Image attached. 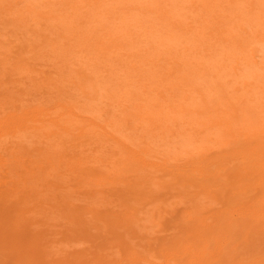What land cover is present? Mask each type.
I'll return each instance as SVG.
<instances>
[{
  "label": "rangeland",
  "instance_id": "rangeland-1",
  "mask_svg": "<svg viewBox=\"0 0 264 264\" xmlns=\"http://www.w3.org/2000/svg\"><path fill=\"white\" fill-rule=\"evenodd\" d=\"M9 1H11V6H9ZM46 1L48 0H40V3H42L38 4L39 0L37 1L38 3L35 0L37 10L33 11L35 7V4H33L35 3L34 0H22L18 4H16L17 0H0V264H264V211L258 208L254 209L253 207L254 204L262 202L264 208V130H262L264 128V115H262L264 112L261 111V109L264 111V107H261L264 106V97H262L261 93H258L260 90L256 89V87L253 89L256 91L251 90L252 93L248 94L247 92L250 88L246 87L241 90L242 94L240 92V95L239 93L236 95V97L241 96L238 100H242L244 97L243 100L246 107H241V109L239 107L240 110L237 113L241 114V116L237 120L242 125H236V128L241 129L243 126V130L246 126L243 132H247L248 129V132L249 130L251 132L253 130L256 133L252 132L250 134L252 137L249 136V138L246 135H241L242 137L238 136L239 138H237L229 134L225 137L226 139L222 136L223 131L226 130L224 126L219 128V130L217 127H213L204 137L196 133L193 134L194 138H192V133L187 132L188 137L187 134H183L184 137L178 135V137L171 138L168 133L166 135L169 139L165 138L166 135L165 137H161L160 134V138H158L159 132L157 131H155L157 133L152 132L153 130L149 132L148 128H146L148 129L147 131H144L145 129L141 131L143 129L140 128L141 126L145 125L146 127L148 125L145 121L140 126L135 121L140 129L137 125L132 127L135 125L133 120V125L130 126L128 122L130 117L127 116L126 120L124 118L128 112L130 113L129 110L132 104L130 106L128 104V108L126 107L127 112L125 111L126 114H124L125 112L122 110V112L119 111V108H124L121 102L116 103L115 106L110 104L113 102L115 104L116 101L118 102L121 99L116 100L112 97L113 95L108 96L106 93L108 90L109 92L114 90V97H124L125 99H122L125 101H127L126 99L131 100L133 96L137 98L138 93L142 94L139 92L142 86L137 90V94H132L129 97L128 93L125 94L126 88L121 89L122 85L120 84H131L132 82V85H135L134 81H130L134 77L135 79L137 77V79L145 81L146 77L144 75L150 69L148 74L150 72L152 74H146V76L151 77L155 74V78H160V80H157L158 82L156 81L155 84L152 81L153 85H151L152 82L149 80L154 78L147 77L146 81L148 84L150 82V84L146 85V91L150 95L148 97V94L145 96L144 93L142 98L145 97L147 101L150 99L151 102L149 104L155 100L158 102V99L161 97L160 95L158 97V93L162 89L170 87V89H173H167L169 92L171 91V94L176 92L175 90H177V96L179 94L180 96L181 94H187L189 98L188 102L192 103L193 101L194 106L198 102L199 94L193 91V87L191 89L186 86H180L181 83L176 78L181 79V75L185 74L184 72L187 73V71L194 67L195 63H199V65L207 68L205 70L200 69L197 75H191V78L195 81L192 80V82L200 86L206 100L214 105L221 93L215 89L213 90L215 79L213 80L211 75L216 71V63L221 65L225 62L222 67L225 65L226 67L221 68L218 80L224 81V86L228 85L224 83L226 80H229V82H226L229 83V87H225V91L234 96V88L236 86H240L243 82L249 83L253 78L256 81L258 79L261 80L260 78L262 77L264 78V75H262L264 74V70L259 68V63L257 62V60L260 61L264 56V38L261 37L264 31H257L260 28L258 26L261 24L264 28V10H259L263 0H254V10H250V6L247 5L251 0H236L232 7H237V10L234 11V8L231 7L227 9L228 13L231 11L230 16L233 14L241 16L242 19L238 20L237 23L247 29V32L241 31L242 37H245L246 40L245 45H247L243 57L244 60H247L246 64L248 66L244 70L234 69L236 63L232 62L233 60L222 61L223 54L221 53L227 47V54L229 55V51L232 49L227 41L219 43L215 41V38L208 39L203 44L210 48L207 51L202 50L205 49V47L202 48L203 45L199 47L192 45L194 35L202 36L204 40L207 38L212 27L206 28L203 31L201 30V33H197V30L200 29L197 28L198 25L195 23V20L198 18L197 15L199 13L197 14V12L192 10L193 8H191L189 0H176L172 2L174 5L170 2L171 0H167V3L171 6L170 10L173 7L172 13L175 12L174 16L181 20V27L171 32L172 35L181 37L179 41H169L167 34V38L164 35L161 38L162 35L160 33L163 32H161L160 22L156 20V17L155 19L151 18L154 17V14H151L150 17V13L141 15L138 11H135V9L139 10L140 5L151 4L152 0H134V2L133 0H117L114 4L104 0L106 2L96 10H93L94 7L87 4L89 0H79V8L73 10L77 13L76 16H78L74 17L75 21L72 15L71 22L73 20V24L74 22L81 24L76 25L80 27V32L86 27L84 35L89 34V31L94 28L87 37L89 41H92L91 38L100 40L97 43L94 39L96 42H93L97 43V45L106 44L107 46L102 45V47H109L111 49L109 50L111 53L109 52L108 56L100 54V52L104 53L108 48H104L106 49L105 51L103 48V50H100L99 45L97 48L100 52L94 49L95 44L94 46L92 44L89 46L88 42H86L88 43L86 44L88 47L81 48V42L83 47L85 38L86 41L88 39L85 36H81L85 37L84 42L82 40L81 42L78 41V45L80 46L77 45L76 47V35L80 36L79 31L77 32V27L75 29V25L71 24L74 27L72 29L70 23L67 25L64 22L59 23L71 11L70 8L66 11V8H64L66 6L63 3L60 4L61 1L59 0L58 3L64 8V11H61L60 5L56 8L52 4L53 1H50L48 5ZM226 1L218 0L216 2L221 7L218 8L217 6L218 12L223 11L222 9L227 6ZM44 2L46 3L45 7L43 6ZM30 5L33 6L31 7ZM81 5L82 7H80ZM126 5H131V9L135 6L131 13L133 16L128 13L131 11L130 9H127V11L129 10L128 12L126 11L125 8L130 7ZM42 6L43 11L44 9L51 10V14L55 12L53 15H57L59 13L57 10L59 9L61 17L58 15L60 17L57 19L59 20L58 25H61L60 28H64H62L63 31L67 27H71L72 30H70L72 32L75 29L76 32L72 34V36L75 35L74 41L70 40L71 34L69 37L66 36L70 33L69 29H67L69 31L65 30L63 32L64 34L68 32L65 35L66 37L60 36L61 29L56 24L57 22L55 23L50 20L51 23L38 17L37 13L41 11ZM51 6H53V9ZM169 6L166 5L165 7L169 9ZM30 8L32 9L31 11ZM106 9H112L116 12L114 17L118 15L120 19L108 21L103 14V10ZM122 9H125V11H122ZM227 12L226 14H228ZM220 13L222 14V12ZM128 14L133 19L135 18V20L130 17L127 20ZM110 15L111 13L106 16ZM118 16L117 18H119ZM256 21H258V25L251 27V24ZM153 23H156V26ZM55 25H57L60 31L57 28V32H55ZM123 25L125 26L124 28ZM81 27H84L83 30ZM222 27L227 28L226 26ZM51 30L55 33H52ZM129 30L131 31L129 32ZM108 32L111 34V38L114 35L127 37L125 34L131 37L130 33H132V36H134V33L135 36L138 34L141 36L138 35L139 41H137L136 37L137 44L133 40L134 44L130 43L131 47L125 51L126 48L124 50L121 48L122 43H119L120 46H118L120 36L118 38L114 36L116 38L113 39L114 42H112V39H107L108 41L112 40V45L117 44L115 48L114 46L112 48L111 45L108 46L109 42L107 44V40H103L107 37L110 38ZM105 33H107V36ZM55 34L57 37L64 38H57L58 40L60 39L58 44H63L64 40H66V43L71 41L70 45L74 42L75 45L72 44L73 47L71 46L70 50L73 49L75 52L80 48L76 52L77 55L76 53L73 54V51L70 54H68L69 52L67 53L65 49L69 47L65 48V42L63 46L61 44L59 47L62 48L60 50L65 51V53L62 52L61 54L68 56H63L59 52L56 54L59 50H57L58 44H56L57 46L54 45L56 43L55 40H57L55 39ZM49 36L50 41L54 39V41H51L52 43L46 38H49ZM51 36L55 37L52 38ZM81 37L78 38L80 39ZM148 38L152 42L151 44ZM128 39L131 41L132 37L127 39L122 38L121 40L129 44V42H126ZM184 40H186L185 43H183ZM102 41L105 42L102 43ZM46 42H50L49 44L53 45L47 47L45 46ZM160 43L162 46L159 47ZM189 44L193 47L191 48ZM212 44L213 46H211ZM258 45L262 47V53H259L262 56L252 58V47ZM148 46L150 49L152 47L155 49L151 51ZM168 46L173 49H169ZM186 46L190 48L186 50ZM137 48H140L142 52L145 49H149L150 52L146 50L148 53L144 52L145 54H143ZM212 48H217V52L212 50ZM86 49L88 56L87 53H83V50L85 51ZM128 49L130 56L132 51L133 53L134 51L138 53H136L138 58L142 54L143 56L145 55L142 58V62L144 64L147 63L146 67L141 60L137 64L136 61H139V59H135L137 55L134 54L136 57L132 55L135 57L136 61L134 60V62H136L137 68L141 64V70L144 67L147 68L150 65L148 63L154 60L151 62V67L145 69L147 70L145 73L142 71L138 73L140 77L137 74L135 75L134 71L128 72L125 68L123 69L125 74L128 75L127 73H129L127 78L124 71L122 72V68H118L120 71L117 69L121 65V63L118 66L115 64V62L117 63L120 60L117 59L118 57L123 59V62H120L126 64L127 67L129 66L130 62L129 64L128 62L125 63L128 58L132 59V56L131 58L129 57ZM156 49L158 50L157 53L155 52ZM168 50L176 51L175 57L169 55ZM93 51L97 55H93L94 60L91 57ZM120 51L124 52V54L128 52V57L126 56L127 54L118 53ZM81 52L83 55H79ZM219 53L220 56L218 58ZM152 54H158L159 57H163L164 59L159 60V57L154 59ZM99 55L106 58L113 56L112 59H115V61L114 63L111 59H109V62L108 60L104 61L101 57H98ZM65 57L68 61L67 59L65 60L70 63V69L73 70V68L79 66L78 71L77 69L71 70L76 73H72L70 69L65 68L68 67L66 65H69L67 62H63L62 59ZM95 57L98 58L96 59ZM146 57L148 58L147 62L143 60ZM165 57H170V59L166 60L167 58ZM98 59H100L99 61L102 60L106 66L100 65ZM149 59L150 61H148ZM215 59L220 62H217ZM58 60L62 61L57 63L56 61ZM134 62L131 64L134 65ZM95 63H97V68L99 65L101 66L100 69L95 68L98 71L94 69ZM108 65L113 66L110 67L111 70L114 67L115 69L108 72ZM126 65H121V67H125ZM177 65L178 67L180 65V67L178 68ZM171 66H173L172 70L175 66L177 67L174 74L171 77L169 76V79H172L173 85H171V81H167V83L166 78L162 76L164 72L170 73ZM130 67L133 66L130 65ZM66 69L70 72L66 71ZM104 69L106 71H103ZM79 70L83 72L81 73ZM132 70L135 69L132 68L130 71ZM136 70L139 72L140 68ZM111 72L114 78H127V81L124 79L127 83H120L122 79L120 81L118 79V81L111 80V77L106 76ZM67 73H71L70 76ZM83 73L86 76L80 77ZM130 73H133L131 75L132 78H130ZM156 73L161 75L157 77ZM65 75L67 76L63 77ZM113 75L111 76L113 77ZM84 77L85 79L88 77L89 81L85 80ZM161 78L163 83L161 82ZM105 79H107L108 84L110 83L109 87L108 85L106 86ZM96 80L100 83H97ZM102 81H105V85ZM144 81L139 83L144 84ZM91 82L96 84L94 90L91 88ZM132 85L130 87H133ZM96 86L98 87V91ZM103 86H106L105 90L109 89L105 91ZM111 86L115 89L110 91ZM130 87H128L129 89L126 92L131 90ZM137 87L139 86L137 85ZM245 90L247 92H244ZM155 92L158 93L155 94ZM166 92L162 91L163 95L169 96L170 94ZM105 93L106 96L104 95ZM94 94L96 95L94 96ZM116 94H121V97L119 95L116 97ZM247 95L248 97L251 95L249 98H252V100L256 96L259 99H254V104L249 101L250 99H248ZM107 96L113 98L114 101L111 99L110 102ZM151 96L155 97L151 99ZM93 97L94 99L92 100ZM179 97H161L159 102L162 103L159 105H163V101L166 98H170V100L176 98L175 100H177ZM130 100L129 103H133ZM135 100L137 99L133 98L134 103ZM257 100H263V104L261 102L258 103ZM144 101L143 103H146ZM248 101L249 103H247ZM137 102L139 101L137 100ZM120 103L121 107L118 106ZM76 104L79 106L78 108ZM164 105H166V102ZM69 106H76L73 112L77 116L69 113V110L72 109ZM249 106H255V108L253 107V109ZM110 107L111 109L113 107V109L111 110ZM247 107L249 110H253L254 113L251 112L249 113L251 115H248L246 113ZM244 109L246 111H243ZM232 110L230 109L227 115L231 114ZM256 111L260 112V114ZM256 115L260 116L259 119L263 120H259ZM81 116L83 118L89 117L98 126L84 127L85 123L83 124V121H80L82 119ZM120 118L123 120L120 121L121 123L119 122ZM246 118L250 119L248 125H246ZM240 119L242 120L240 121ZM253 119L257 123H254ZM106 120L108 122L111 120L110 122L113 123V126H110V128L107 126L104 129L109 130L112 128L114 132L112 130L109 131L112 134L114 133V136L119 137L120 140L124 139L123 144L126 143V146L128 144L127 147L129 149H124L122 147L124 145L117 144L115 139L107 135L105 136L102 125L106 124ZM181 120L183 118H180ZM198 120H200L199 116ZM115 123H119L117 128ZM62 125L68 127L70 132H62L60 129ZM186 127L191 126L180 124L177 127L178 129L174 130L178 134L179 131H183ZM137 128L138 130H136ZM258 131L260 132L259 134L257 133ZM42 132H46V135L43 133V136H41ZM146 132L154 133L152 135L149 134L151 136L154 135V137H150L149 135L146 137V134H148ZM48 134L53 135L50 136L51 138H48ZM134 134H138L139 137L137 135L134 136ZM130 138L133 140L130 141ZM218 138L219 141H217ZM127 140L129 142H125ZM52 143L56 146L52 145ZM204 144L207 146L210 144V148L209 146L205 147ZM146 145L154 152H161V159L151 157L149 153L143 154L142 148H145ZM49 147L55 149V152L53 151L54 155H57L56 153L59 152L60 156L53 157L51 153L50 155L48 153L49 151L51 152ZM201 147L207 149L202 148V150ZM48 149L49 151L46 152ZM199 149L203 153L198 152ZM251 150L256 151L255 156L251 155ZM186 151L188 153L193 152L192 157L190 155L189 157L185 156L188 154ZM162 152L165 153L163 154ZM194 152L201 155L198 156ZM165 154L166 156H171V154L172 156L174 154L178 156H173L175 160H169L170 157H168L166 163L164 162L163 164L161 155ZM180 154H183L185 157L183 155L179 157ZM249 157L254 159L251 160ZM246 160L249 164H246ZM149 161H156L159 165L151 167L147 165ZM173 164L175 165L172 166ZM57 165L58 167L55 168L54 166ZM247 167H249V170L252 168V171L246 173L245 169ZM240 172H245L247 175L241 176ZM257 176H261L263 180H258ZM258 182H262V185H258ZM248 207L250 210L247 209ZM257 215H263V217L257 218Z\"/></svg>",
  "mask_w": 264,
  "mask_h": 264
},
{
  "label": "bare ground",
  "instance_id": "bare-ground-1",
  "mask_svg": "<svg viewBox=\"0 0 264 264\" xmlns=\"http://www.w3.org/2000/svg\"><path fill=\"white\" fill-rule=\"evenodd\" d=\"M27 1V0H26ZM32 1V0H31ZM38 0H36V2H37ZM42 1V0H41ZM50 1H53V5L57 8V6L58 5H60V4H62L63 3V5L64 6H66V7H64V8H66V11L67 10H69V8H70V12L65 16V17H63V20L61 19V21H59V20H57L58 18H60L61 17V15H59V13H60V11H59V9L57 10L59 13L57 14V15H53L55 12H53V14H51L50 12H51V10L49 11V10H46V9H44V11H43V6L44 5H46V3L44 2V4H43V6H42V9H41V11L40 10H38V11H40L39 13H37V15H38V17H40V18H42V19H44V20H47V21H50V20H52V22L54 21L57 25L60 23V22H64V23H66V25L67 24H69L70 23V25L72 24V25H75L74 27H75V29H76V27H77V32L79 31V26H76V25H79L80 23H78V24H76L75 22H74V24H73V20H75L76 21V19H74V17H77L76 16V14L77 13H75L73 10H75L76 8H79V4H78V2H79V0H60L61 2H60V4L58 3V1L59 0H48V1H46V2H48L47 3V5L50 3ZM117 0H107V2H112L113 4L116 2ZM129 1V0H128ZM132 1V0H131ZM174 1H176V0H171L170 2L172 3V2H174ZM190 1V6H191V8H193L192 10H194V12H197V14L199 13V15H197V17L198 18H196V20H195V23H197V25H198V29H200V30H197V33H201V30L203 31L204 29H206V28H209V27H212L211 29H210V32H209V34L207 35V38H205L204 40L202 39V36H197V35H194V37H193V39H192V45H195V46H202L205 42H206V40H208V39H214L215 38V41L216 42H219V43H223V42H225V41H227V43H228V45L230 46V48L232 47V49L229 51V55L227 54V47H226V49L223 51V53H221V54H223L222 55V61L224 60H233L232 62H235L236 64L234 65V69L236 68L237 70L239 69V70H244L245 69V67H247L248 65L246 64V62H247V60H244V57H243V54H244V52L246 51L245 50V47H247V45H245V42H246V40H245V37H242V35H241V31H246L247 32V29L246 28H244L241 24H238L237 23V21L238 20H241L242 18H241V16H238L237 14H233L232 16H230L231 14V11L228 13L227 12V9H229L230 7L231 8H234V11H236L237 10V7H232L234 4H235V1L236 0H225L226 2H227V6H225L222 10L223 11H220V12H222V14L220 13V12H218V8L220 7V6H218L217 5V1L218 0H189ZM249 1V0H248ZM22 2V0H17V2H16V4H18V3H21ZM34 2H35V0H34ZM36 2L35 3H33V4H35V7H34V9H33V11L36 9V7H37V4H36ZM58 4H57V3ZM104 2H106V1H104V0H89V2L87 3V4H89L90 6H93L94 7V9L93 10H96V9H98L99 7H101L103 4H104ZM133 2H134V0H133ZM169 2V1H168ZM38 3V2H37ZM42 3V2H41ZM40 3V0H39V3L38 4H41ZM57 4V5H55V4ZM120 3V2H119ZM257 3V2H256ZM13 4V3H12ZM25 4H27V2H25ZM144 4V3H143ZM51 5V4H50ZM166 5H170L169 3H167V0H152V2H151V4H146L145 6H142V5H140V8H139V10L137 9H135V11H138L139 12V14H141V15H147V13L149 14L150 13V17H151V14H154V17H151L152 19H155V17L157 18L156 20L157 21H159L160 23V28H162L161 30V32H163V33H160L161 35V38H163V35H164V37L165 38H167V35H168V40L170 41V40H176V41H179L180 40V36H177V35H172L171 34V32H173L174 30H176V29H179L180 27H181V20L178 18V17H175L174 15H175V12H173L172 13V9H173V7H172V9L170 10V8H171V6H169V9H168V7L166 8L165 6ZM172 5H174L173 3H172ZM220 5V4H219ZM247 5H249L250 6V10H254L255 9V2H254V0H251V1H249L248 2V4ZM9 6H11V1H9ZM31 6V5H30ZM33 6V5H32ZM31 6V7H32ZM126 6H130L129 8H125L126 9V11H127V9H130L131 11L130 12H128V13H132L133 11V9L135 8V6H134V8H133V6H132V8L133 9H131V5H126ZM217 6H218V8H217ZM45 7V6H44ZM48 7H50V6H48ZM55 7H54V10H55ZM60 7L62 8V5H60ZM80 7H82V5L80 6ZM51 8L53 9V6H51ZM50 8V9H51ZM64 8H62L61 9V11L64 9ZM120 8H122V7H120ZM144 9V10H140V9ZM221 8V7H220ZM259 8V7H258ZM10 9V8H9ZM40 9V8H39ZM125 9L123 10L122 9V11H125ZM32 9L30 8V11H31ZM37 10V9H36ZM53 10V11H54ZM259 10H264V0H263V2H262V6L259 8ZM27 11H29V10H27ZM64 11V10H63ZM158 11V12H157ZM159 11H160V13H159ZM25 12V11H24ZM36 12V11H35ZM158 13V15H156L157 13ZM203 12H205V13H203ZM226 12L228 13V14H226ZM249 12H251V11H249ZM99 13H100V11H99ZM102 13V12H101ZM109 13H111V15L110 16H106V15H109ZM124 13V12H123ZM61 14V13H60ZM75 14V15H74ZM103 14H104V16H105V18H107L108 19V21H111L112 19H115V20H117V19H120V16H118L119 18H117V16H115L114 17V14H116V12H114L112 9H106V10H103ZM125 14H127V13H125ZM130 14H128L127 16V20H128V18L130 17V18H132L131 16H129ZM58 15L60 16V17H58ZM72 15H73V20H72V22H71V20L70 19H72L71 17H72ZM132 16H133V14H131ZM156 15V16H155ZM248 15V14H247ZM126 16V15H125ZM200 16V17H199ZM208 17V16H211L210 18H206V17ZM255 18H257L256 16H254ZM121 18H124V17H121ZM126 18V17H125ZM129 18V19H130ZM201 18V19H200ZM233 18H235V20H233ZM237 18V19H236ZM17 19V18H16ZM39 19V18H38ZM133 19V18H132ZM18 20H19V18H18ZM55 20H57V21H55ZM78 20V19H77ZM121 20H123V19H121ZM125 20V19H124ZM133 20H135V18L133 19ZM58 21H59V23H58ZM82 21V20H81ZM84 21V20H83ZM113 21V20H112ZM51 22V21H50ZM51 22V23H52ZM79 22V21H78ZM191 22V21H190ZM54 23V24H55ZM84 23V22H83ZM157 23V22H156ZM156 23H153V25L155 24V26H156ZM61 24V23H60ZM159 24H158V26H159ZM162 24V25H161ZM210 24V25H209ZM51 25V24H50ZM57 25H55L54 26V28H56L55 29V32H57ZM71 25V26H72ZM81 25V24H80ZM102 26H103V24H101ZM258 25V21H256V22H254V23H252L251 24V27H256ZM262 25V24H261ZM258 26V27H260L259 29H257V31L258 32H260V31H264V28L262 27V26ZM59 26V25H58ZM61 26V25H60ZM60 26H59V28H60ZM65 26V25H64ZM105 26V25H104ZM222 26H226L227 28H223ZM50 27V26H49ZM67 27V26H66ZM73 26H72V29L74 28ZM101 27V26H100ZM121 27H122V25H121ZM121 27H119V28H121ZM125 26L123 25V28H124ZM220 27V28H219ZM29 28V27H28ZM53 28V27H52ZM54 28H53V30H54ZM58 28V30L60 31V29H61V34H60V32L58 31V33L60 34V36L62 35V36H64V37H66V36H70V34H71V39L70 40H73L74 41V36H72V34H74V32H76L75 31V29L73 30V32L71 31L72 29H71V27L70 28H65V30H67V29H71L70 30V33H68V32H66V34L68 33L69 35H66V34H64L63 32L65 31H63V29L62 28H60L59 29ZM82 28V27H81ZM84 28V27H83ZM83 28H82V30H83ZM90 28V27H89ZM89 28H88V31H89ZM91 28H92V26H91ZM90 28V29H91ZM105 28H106V26H105ZM104 28V29H105ZM107 28H109V27H107ZM151 28H152V26H151ZM157 28V27H156ZM27 29V28H26ZM25 29V30H26ZM50 29H51V27H50ZM85 29H87L86 27L84 28V30L83 31H79L78 33H80L79 35L80 36H78V34L76 35L77 37H76V39H75V44H74V42L73 43H71V45L67 42L66 43V40H64V42L66 43V45H65V48L66 47H69L68 49L66 48L65 50L67 51V53L68 54H70V53H72V51H73V49L72 50H70L71 48V46L73 47V45L72 44H74L76 47H77V45L79 44V42L78 41H80L81 42V40L83 41L84 40V38L85 37H87L91 32L90 31H92V29H94V28H92L90 31H89V34H87V35H84L85 34ZM101 29V28H100ZM111 29V28H110ZM69 30H67V31H69ZM102 30V29H101ZM121 30H122V28H121ZM157 30V29H156ZM52 31V30H51ZM108 31H109V29H108ZM131 30H129V32H130ZM158 32H160L159 30H157ZM54 31H52V33H53ZM54 32V33H55ZM72 32V33H71ZM109 32H111L112 33V31H109ZM108 32V33H109ZM155 32V31H154ZM184 32H188V31H184ZM57 33V34H58ZM83 35H82V34ZM87 33V32H86ZM127 33V32H126ZM107 33H105V35H106ZM167 34V35H166ZM185 34V33H184ZM66 35V36H65ZM111 34L109 33V36H110ZM113 35V34H112ZM124 35V34H123ZM138 35H140V34H138ZM138 35H136L135 36V33H134V36H132V33H130V36L132 37V40L130 41V39H128L126 42H129V44L127 43H125V42H122V38H131V37H128L129 35L127 34H125V36H127V37H124V36H116V35H114V36H116L117 38L119 37L120 38V40H119V42H118V46H120L119 45V43L121 44L122 43V46H121V48L124 50V48H126V50L125 51H127V48H129V47H131V44L133 43V40H134V42H135V44H137L136 43V40L138 39ZM37 36V35H36ZM47 36V35H46ZM55 36H56V38L55 39H57V38H59L60 36H58L57 37V35L55 34ZM55 36H51L52 38H54ZM81 36H85L84 38L83 37H81ZM107 36V35H106ZM113 36V38H111L112 36H110V38L109 37H107L106 39L104 38L103 40H109V39H114L115 37ZM141 36V35H140ZM139 36V37H140ZM39 37V36H38ZM67 37V38H68ZM78 37H81V38H83V39H79ZM135 39H134V38ZM136 37H137V39H136ZM170 37H171V39H170ZM172 37H175V38H172ZM261 37L262 38H264V34H262L261 35ZM37 38V37H36ZM44 38V37H43ZM47 39H48V41H50V36H49V38L48 37H46ZM45 38V40H47ZM61 39H64V38H62V37H60ZM88 38V37H87ZM160 38V37H159ZM160 38V39H161ZM186 38V37H185ZM188 39H189V37H187ZM79 39V40H78ZM92 39V41L90 40L89 41V38L87 39V41H86V38H85V44L83 45V47H82V42H81V48H85V46H87L88 47V45H86V44H88L89 43V46H90V44H92L93 46H94V44H95V47H94V49H96V50H98V52H100L99 51V49L97 48V46L99 45H97V43H98V41H100V40H97V39H95V38H91ZM97 41V43H94L93 41H95V40ZM116 39V38H115ZM188 39H186V40H188ZM44 40V41H45ZM68 40V39H67ZM106 41V43L107 42H109V44H108V46H110L111 45V47L113 48V46H114V48L117 46V44H114V45H112L113 43H111V41L112 40H110V41ZM140 39H138L137 41H139ZM147 40V39H146ZM148 40H149V43L151 44L152 42L150 41V39L148 38ZM186 40H184V42L183 43H185V41ZM51 41H54V39L52 40L51 39ZM50 41V42H51ZM59 41H60V39L58 40H55V44L54 45H56V44H58L59 43ZM69 41V40H68ZM95 41V42H96ZM105 41H102V43L103 42H105ZM50 42H46L45 43V46H49L50 44ZM63 42V44H65ZM84 42V41H83ZM86 42H88V43H86ZM93 42V43H92ZM112 42H114V40L112 41ZM145 42H147V41H145ZM189 42H191V41H189ZM43 43V42H42ZM52 43V42H51ZM54 43V42H53ZM100 44H101V42H99ZM124 43H125V45H124ZM131 43V44H130ZM173 43H174V41H173ZM177 43V42H176ZM187 43V42H186ZM46 44H48V45H46ZM62 44V43H61ZM61 44H58V47H57V50H59V51H57V53L56 54H58V52H59V54H61L62 52L63 53H65V51H62V50H60V49H62V48H60L59 46L61 45ZM63 44L61 45V46H63ZM69 44V45H68ZM105 44V43H104ZM134 44V43H133ZM147 44H148V42H147ZM191 44V43H190ZM189 44V45H190ZM51 45H53V44H51ZM50 45V46H51ZM80 45H78V46H80ZM91 45V46H92ZM103 45V44H102ZM102 45L100 46V50H103L104 48H108L107 50L106 49H104V53L103 52H100V54H103L104 56H108V53L110 52L111 53V51H109V50H111V49H109V47H102ZM106 45V44H105ZM105 45H103V46H105ZM188 45V46H189ZM227 45V46H228ZM57 46V45H56ZM55 46V47H56ZM98 46V47H99ZM107 46V45H106ZM124 46V47H123ZM125 46H127V47H125ZM133 46V45H132ZM160 46H162V44L160 43L159 44V47ZM188 46H186L187 48H186V50L187 49H189L190 47H188ZM191 46V45H190ZM211 46H213V44L211 45ZM54 47V49H56ZM110 47V48H111ZM149 47V46H148ZM152 47V46H151ZM165 47H166V44H165ZM193 46H191V48H192ZM205 47V49H202L203 51H207V50H209L210 48H208L207 46H204L203 45V47L202 48H204ZM59 48V49H58ZM103 48V49H102ZM120 48V49H121ZM168 48H169V46H168ZM80 49V48H79ZM79 49H77V51H73L74 53L73 54H75L76 52H78V50ZM88 49V48H87ZM87 49L84 51L83 50V53H87L86 51H87ZM121 49V50H122ZM149 49H150V47H149ZM149 49H145L144 50V52H146V53H148L147 51H149L150 52V50L152 51V49H155V48H151L150 50ZM169 49H173V48H169ZM183 49H184V46H183ZM261 49H262V47H260L259 45L258 46H253L252 47V58H254V57H256V56H260L261 54H259L260 52H261ZM63 50H64V48H63ZM71 52H70V51ZM95 50V51H96ZM137 50L138 51H140V53L142 52L141 50H140V48H137ZM147 50V51H146ZM157 50V49H156ZM155 50V52L157 53L158 52V50L156 51ZM212 50H215V52H217V48L215 49V48H212ZM61 51V52H60ZM82 51V50H81ZM108 51V52H107ZM169 51V50H168ZM128 52H129V49H128ZM128 52H126L125 54H127L126 56L128 57ZM144 52H142L143 54H145ZM176 52V51H175ZM173 50H170L169 52H168V54L169 55H172V56H174V54H176ZM83 53L81 52V53H79V55L81 54V55H83ZM93 53V54H92ZM91 53V57H93V60H94V51ZM97 53V52H96ZM118 53H123V55H125L124 54V52H122V51H120V52H118ZM137 52L136 51H134V53H133V51L131 52V56L132 55H137L136 54ZM262 53V52H261ZM106 54V55H105ZM143 54L141 55V56H139L140 58H138V55H137V57L135 58V57H133L132 56V59H129L128 58V60L127 61H125V63H127L128 62V64H129V62H130V64H129V66L127 67V65L126 64H124V63H122L123 62V59L122 58H120V57H118L117 59H120L119 61L116 59V61H118L117 63L115 62V64H117V66H118V64H120L121 63V65L123 66V65H126L125 67H121V65H120V67H117V69L119 68H122V72L124 71L123 69H125L126 68V70H128V72H133V73H135V75L137 74V76L138 77H140V74H138V73H141V71L142 72H144L145 73V71H147V70H145V69H147V68H149V67H151L150 65H151V62L152 61H154V60H152V61H150V59L148 60V61H150V63H148V64H150L147 68H145L146 67V64H144L143 62H142V58L145 56H143ZM61 55H63V56H66V55H64V54H61ZM76 55H77V53H76ZM75 55V56H76ZM96 55V54H95ZM122 55V54H121ZM122 55V56H123ZM155 55V54H154ZM153 54H152V56H153V58L155 59V58H158L159 57V55L157 54V55H155L154 56ZM162 55V54H161ZM216 55H217V53H216ZM215 55V56H216ZM264 55V54H263ZM57 56V55H56ZM68 56V55H67ZM66 56V57H67ZM84 56H86V55H84ZM87 56H88V53H87ZM86 56V57H87ZM97 56V55H96ZM126 56H124V57H126ZM131 56H130V52H129V57L131 58ZM213 56H214V54H213ZM219 56H220V53H219V55H218V58H219ZM224 56V57H223ZM262 56V55H261ZM260 56V57H261ZM59 57V56H58ZM62 57V56H61ZM64 58V59H62V58H59V59H62L63 60V62H67L68 61V59L67 58ZM98 57H101V59H103L104 61H107L108 60V62L110 61L109 59H111V60H113L112 62L114 63V61H115V59H112V57L111 58H106V57H103V56H98ZM97 57V58H98ZM103 57V58H102ZM127 57L125 58V59H127ZM171 57V56H170ZM170 57H165V58H167L166 60H168V59H170ZM175 57V56H174ZM174 57H172V58H174ZM96 58V57H95ZM96 58V59H97ZM104 58H106V59H104ZM139 59V61L137 60H135V59ZM210 58V57H209ZM216 58V57H215ZM221 58V57H220ZM65 59H67V61L65 60ZM92 59V58H91ZM122 59V60H121ZM147 57L146 58H144L143 60H146V62H147ZM159 60L160 59H164L163 57L161 58V57H159L158 58ZM157 59V60H158ZM259 60H260V58H258ZM62 60H60V61H62ZM65 60V61H64ZM70 60V59H69ZM100 59H98V61H99ZM134 60L137 62V64H139V62H140V60H141V62L145 65V67L143 66V64H142V66L144 67V68H142V70H141V64L140 65H138V68H137V64H136V62H134ZM165 60V61H166ZM216 60V59H215ZM215 60H213L214 62H215ZM220 60V59H219ZM59 60L58 61H56L57 63L58 62H60ZM97 61V60H96ZM120 61H122V62H120ZM132 61V62H131ZM217 61V60H216ZM221 61V62H222ZM103 61L101 60V61H99L98 63L100 64V65H103L104 67L106 66V64L104 65V62L102 63ZM134 62V65L133 64H131V63H133ZM183 62H184V60H183ZM182 62V63H183ZM217 62H220V61H217ZM229 62V61H228ZM231 62V63H232ZM257 62L259 63V68L260 69H262V70H264V56L261 58V60L260 61H258L257 60ZM62 63V62H61ZM68 63V62H67ZM74 63V62H73ZM72 63V64H73ZM106 63V62H105ZM166 63V62H165ZM168 63V62H167ZM223 63H225V62H223ZM223 63L220 65L219 63H216V67H215V72L211 75V77L213 78V80H214V88H213V90L215 89V90H217L218 92H220L219 94H220V96H219V98L218 99H216V101H215V103H214V105L212 104V103H210L208 100H206V97H204L205 95H203V93H202V90H201V88H200V86L198 85V84H196V83H194L195 81L191 78V75H197V72L200 70V69H203V70H205V68H207V67H203V65H199V63H195V65H194V67H192L191 68V70H189V71H187V73L186 72H184L185 74H183V76L181 75V79H178V78H176L177 80H179L178 82L179 83H181V85L180 86H182V87H184V86H186V87H189V88H191L192 89V87H193V91H195L197 94H199V97H198V102H197V104L196 105H194L193 106V101H192V103H189L188 102V96H187V94H181V96H180V94H179V96H177L178 94H177V90H175L176 92H174V93H172L171 94V91L169 92V90L167 89V88H169L170 89V87H166L165 89H162L159 93L158 92H155V94H157L158 93V97H169V96H171V97H179L177 100H175L176 98H174V100H173V98L170 100V98H166L165 99V101H163L164 103L166 102V105H164V103H163V105H159V104H161L160 102H159V99L161 98H157L158 99V102L155 100V101H152V103H150L149 104V102H151L150 101V99H148L149 101H147V100H145V97L144 98H142V95L145 93V96H146V94H148L147 96L149 97V93H147V89H146V85H149L150 84V82H149V84L147 83V77H149V78H154V79H156V80H154V79H150L149 81H153L154 82V84L156 83V81L158 80H160V78H155L156 77V75L154 74V76H146V74L147 75H151L152 73L150 72L149 74H148V72H149V70L145 73V77H146V79H145V81L143 80V79H141V80H143L144 81V84L143 83H139V82H143V81H141L140 79H137V77H136V79H135V77L134 78H132V74L130 73V78H132V79H130V81H134L135 82V85L133 84L132 85V82H131V84L129 83V84H120V83H127L126 81V79L128 78V75H129V73H127L128 75H126L125 74V71H124V74L127 76V78H124V79H122V75H123V73H122V75L120 76V75H118V76H120L121 78H114V75H113V73L111 72L110 74L111 75H113V77L110 75H106V76H108L111 80H113V81H120V79H122V81H120V85H122V87H121V89L122 88H126L125 89V94L126 93H128L129 94V97H131V95L133 94H137V90L138 89H140V87H141V89H140V91L139 92H141L142 94L140 95L139 93L137 94V98H135V96H133L132 97V99L130 100V99H126L127 101H125V100H123L122 98H124V97H122V98H118L117 96L119 95V94H116V97L117 98H115L114 97V94H113V91L114 90H112V89H115L116 88V86H115V88H113L112 86L110 87V91L112 92V94H110L111 92H109V88L108 89H104L107 85H108V87H109V85H110V83L108 84L107 82V79H105V81H106V86L104 87L103 86V89L105 90V91H107L108 90V92H106L107 93V95L109 96H111V95H113L112 97L114 98V99H116V100H118V99H121L120 101L118 100V102L116 101L115 102V104H113V103H110V104H112V106H115L116 105V103H119V102H121L122 103V105L124 106V108H119V111L120 112H125L126 110H127V106H128V104H129V106H130V104H132L131 106H130V113L128 112L127 114H126V112L124 113V114H126V117L122 114V116H124L125 118V120L127 119V116H129L130 118H129V120H128V122L130 123V126H132L133 125V121L135 122H137L138 124H139V126L142 124V122L143 121H145L146 122V124H148V125H146V127H145V125L144 126H141L140 128H143V129H141V131H143L144 129V131H147L148 129V131L150 132L151 130H153L152 132H154V133H157V132H159L158 133V138H160L159 137V134L161 135V137L162 136H164L165 137V135L167 134L168 135V133H169V136L171 137V138H175V137H178V135H182V137H184L183 136V134H187V137H188V133H192V135H191V137L192 138H194V135L193 134H200V135H202L203 137L204 136H206L208 133V131H210L213 127H217L218 128V130H219V128H221V127H223L224 126V129L226 128V130L225 131H223V133H222V136L225 138V137H227V135H231L232 137H237V138H239L238 136H240V137H242L241 135H246L248 138H249V136H250V134H252V132L255 134L256 132H254L253 130H252V132L249 130V132H248V129H247V132H243V130L244 129H246V126L244 127V129L242 130V128H243V126H242V128L241 129H238V128H236V125L238 126V125H242V123H238V118H240V116H241V114H238L237 112H238V110H240L241 109V107L242 108H244L245 107V101L243 100V98H242V100L240 99V100H238L239 99V97H241V96H237L236 97V95H238L237 93H239V95H240V92H241V90H243V89H245L246 87H248V88H250L249 90H248V92H247V90H245L244 92H247L248 94H250V93H252L251 92V90L252 91H256V90H253V89H255L256 87V89H259L260 91L258 92V93H261V95H262V97H264V78L262 77V78H260L261 80H259L258 78V80L256 81V80H253V79H255V78H253L252 80L251 79H249V80H251V82H243V83H241V85L240 86H236V88H234L235 89V94H234V96H231L230 94H228V92H226L225 91V87H227L228 85H229V83H226V82H229V80H226L225 81V85H227V86H224L223 85V82L222 81H220V80H218V75H219V72L221 71V68H224V67H226V65L224 66V67H222V65H223ZM63 64H65V63H63ZM62 64V65H63ZM69 65H66V66H68V67H65V65H64V67L65 68H68V69H70V63H68ZM97 63H95V67H94V69L95 68H97V65H96ZM215 64V63H214ZM227 64V63H226ZM74 65V64H73ZM99 65V67L97 68V69H100V66ZM130 65L131 66H133V67H130ZM154 65V64H153ZM181 65V64H180ZM180 65H179V67H180ZM103 66H102V68H103ZM109 67V69L107 68V70H108V72L109 71H113L114 69H115V67L111 70V68L110 67H113V66H111V65H108ZM183 66H184V64H183ZM229 66V65H228ZM227 66V67H228ZM61 67V66H60ZM79 67V66H78ZM78 67L77 68H73V70H75V69H77V71H78ZM130 67V68H129ZM135 67V68H134ZM172 67L173 66H171V71H172V73H171V71H170V73H168V72H164V73H162L163 75L162 76H164V78H166V82L168 81V82H170V83H172L171 85H173V82H172V79H169L170 77H171V75H173L174 74V72L177 70V67H178V65H177V67L175 66L174 68H173V70H172ZM178 67V68H179ZM199 67V68H198ZM213 67V66H212ZM129 68V69H128ZM135 69V70H132V71H130L131 69ZM140 68V70H139V72H138V70H136V69H139ZM80 69V68H79ZM97 69H95V71L97 70ZM118 69V70H119ZM65 70V69H64ZM72 69H70V71H71ZM72 70V71H73ZM66 71H69V70H67L66 69ZM69 71V72H70ZM71 71V72H72ZM81 73L83 72V71H81V70H79ZM98 71V70H97ZM103 71H106L105 69L103 70ZM120 71V70H119ZM136 71V72H135ZM186 71V70H185ZM256 71V70H255ZM254 71V72H255ZM75 72V71H74ZM74 72H72V73H74ZM162 72V71H161ZM76 73V72H75ZM80 73V74H81ZM158 73H160V72H158ZM158 73H156L157 74V77H158V75H161V74H158ZM249 73H251V72H249ZM71 74V73H70ZM70 74L69 73H67V75L68 76H70ZM108 74V73H107ZM116 74V73H115ZM143 74V73H142ZM142 74H141V76H142ZM211 74V73H210ZM209 74V75H210ZM221 74V73H220ZM67 75H65V76H63V77H66ZM117 75V74H116ZM125 75H123V76H125ZM251 75V74H250ZM255 75V74H254ZM258 75V74H257ZM260 75V74H259ZM262 75H264V74H262ZM79 76V75H78ZM81 76H86V74H82V75H80V77ZM162 76H160V77H162ZM170 76V77H169ZM220 76V75H219ZM224 76V75H223ZM252 77H253V75H251ZM261 76V75H260ZM259 76V77H260ZM88 77H91V76H88ZM88 77L85 79V77H84V79L85 80H88L89 81V79H88ZM115 77H117V76H115ZM257 77V76H256ZM93 78V77H92ZM167 78H168V80H167ZM210 78V77H209ZM220 78V77H219ZM66 79V78H65ZM118 79V80H117ZM135 79V80H134ZM138 80V81H137ZM164 80V79H163ZM192 80L194 81V82H192ZM209 80V79H208ZM207 80V81H208ZM248 80V81H249ZM97 81V83H100L98 80H96ZM105 81L103 82L102 81V83H104V85H105ZM125 81V82H124ZM157 81V82H158ZM197 81V80H196ZM240 81H241V79H240ZM239 81V82H240ZM245 81H247V80H245ZM254 81H256V82H254ZM146 82V83H145ZM153 82L151 83V85H153ZM161 82L163 83V81H162V78H161ZM165 82V81H164ZM166 82H165V84H166ZM167 82V83H168ZM177 82V83H178ZM191 82H192V84H191ZM209 82H211V81H209ZM136 83H138L137 85L139 86V87H137V85H136ZM213 83V82H212ZM234 83V82H233ZM159 84H161V83H159ZM205 84H208V83H205ZM242 84H243V86H242ZM90 85H91V88L94 90L95 89V85L96 84H94V82L92 83H90ZM133 86V87H130V86ZM164 85V84H163ZM210 85V84H209ZM161 86H162V84H161ZM166 86V85H165ZM164 86V87H165ZM242 86V87H241ZM128 87H130L131 88V90L129 91L128 90V92H126L127 91V89H129ZM202 87V86H201ZM211 87H212V85H211ZM210 87V88H211ZM229 87V86H228ZM162 88V87H161ZM203 88V87H202ZM209 88V87H208ZM96 89H97V91H98V87L96 86ZM99 89H100V87H99ZM155 89L157 90V88L155 87ZM159 89V88H158ZM173 89V88H172ZM172 89H170V90H172ZM174 89H175V86H174ZM205 89V88H204ZM228 89V88H227ZM234 89H233V91H234ZM118 90V89H117ZM155 90V91H156ZM160 90V89H159ZM168 90V92H166ZM97 91H95L96 93H97ZM119 91V90H118ZM151 91V90H150ZM153 91H154V89H153ZM162 91L165 93H169L170 95L169 96H165L166 94H164L163 95V93H162ZM174 91V90H173ZM172 91V92H173ZM208 91V90H207ZM211 91H212V88H211ZM229 91V90H228ZM236 91H238V92H236ZM94 92V91H93ZM124 92V91H123ZM230 92V91H229ZM106 93L104 94L105 96H106ZM119 93V92H118ZM162 93V94H161ZM204 93H205V91H204ZM234 93V92H233ZM232 93V94H233ZM122 94V93H121ZM121 94L119 95L120 97H121ZM128 94H127V96H128ZM152 94V93H151ZM155 94H152V95H155ZM174 94V95H173ZM213 94V93H212ZM241 94H242V92H241ZM256 94V93H255ZM96 94H94V96H95ZM160 95V96H159ZM261 95H259V96H261ZM107 96V97H108ZM123 96V95H122ZM144 96V95H143ZM156 96V95H155ZM154 96V97H155ZM206 96H208V94H206ZM251 96V95H250ZM249 96V97H250ZM97 97V96H96ZM125 97H126V95H125ZM154 97H152L151 96V99H153ZM212 97V96H211ZM247 97H248V95H247ZM248 97V99H250ZM103 98V97H102ZM105 98V97H104ZM109 99L108 100H110V102H111V99H113V98H111V97H108ZM133 98L134 99H137L139 102H137L136 103V101L137 100H135V103H134V101H133ZM231 98H233V99H235L234 101H233V99L231 100ZM237 98V99H236ZM256 98H258L257 96H256ZM256 98H254V99H256ZM94 99V97L92 98V100ZM97 99V98H96ZM114 99H113V101H114ZM125 99V98H124ZM145 101H144V100ZM209 99V98H208ZM213 99V98H212ZM254 99L252 100V98L249 100L250 102H253L254 101ZM259 99V98H258ZM263 99V98H262ZM125 101V103H123V101ZM129 100L130 101H132L133 103H134V105H133V103H129ZM144 102H146V103H143V101ZM162 100V99H161ZM164 100V99H163ZM173 100V101H172ZM209 100H211V99H209ZM215 100V99H214ZM245 100H246V98H245ZM252 100V101H251ZM141 101H142V103H141ZM249 101L247 102V103H249ZM258 101V100H257ZM109 102V101H108ZM126 102H127V104H126ZM147 102H148V104H147ZM217 102V103H216ZM220 102V103H219ZM262 103L263 102V100H261V101H258V103ZM121 103L118 105L119 107H121ZM254 104H255V102H253ZM257 103V102H256ZM257 103V104H258ZM125 104H126V106H125ZM254 104H251V105H254ZM263 104V103H262ZM73 105V104H72ZM77 105V104H76ZM261 105V104H260ZM260 105H258L259 107H260ZM109 106V105H108ZM107 106V107H108ZM117 106V107H118ZM122 106V107H123ZM248 106V105H247ZM70 108H72V109H70L69 110V113L71 114V115H73V116H77L74 112H73V109L74 108H76V106H69ZM79 106L77 105V108H78ZM127 107V108H126ZM239 107H240V109H239ZM249 107H251V106H249ZM254 108H255V106H253ZM253 107H251V108H253ZM261 107H264V106H261ZM101 108V107H100ZM246 108V107H245ZM253 108V109H254ZM256 108H257V106H256ZM107 109V108H106ZM110 109H111V107H110ZM110 109H108V110H110ZM112 109H113V107H112ZM111 109V110H112ZM230 109H233L232 111L234 112H232L231 114H228L227 115V113H228V111L230 110ZM110 110V111H111ZM122 110V111H121ZM260 110V109H259ZM259 110H257V111H259ZM106 111V110H105ZM235 111H236V113H235ZM243 111H246V109H244ZM256 111V112H257ZM261 111L262 112H264L262 109H261ZM119 112V113H120ZM242 112V111H241ZM251 112H253V110L251 111V109L249 110L248 109V107H247V111H246V113L248 114V115H251V114H249V113H251ZM256 112H255V114H256ZM110 113V112H109ZM254 113V112H253ZM257 113H259L260 114V112H257ZM255 114H254V116H255ZM253 115V114H252ZM262 115H264V114H262ZM192 116H194L193 118H192ZM198 116H199V118H200V120H198ZM244 116V115H243ZM242 116V117H243ZM257 117H258V115H256ZM260 117V116H259ZM259 117H258V119H259ZM262 117V116H261ZM81 118L82 119H80V121L82 120L83 121V126L84 127H90V126H98V124H95L94 122H92L91 120H90V118L89 117H82L81 116ZM122 119H123V117H121ZM120 118V120H119V122L120 121H123L122 119ZM180 118H183V120H181L180 121ZM109 119V118H108ZM107 119V120H108ZM130 119H131V121H130ZM247 119V118H246ZM250 119H252L251 117H250ZM250 119H247V124L246 125H248V121L250 120ZM67 120V119H66ZM106 120V121H107ZM133 120V121H132ZM242 119H240V121H241ZM244 120V119H243ZM254 120V119H253ZM253 120H251V121H253ZM259 120H263V119H259ZM104 122H105V120H103ZM111 120H109V122L107 121L106 122V124L104 125H102V128L104 129L105 127L107 128V126H108V128H110V126L112 127L113 125V123L112 122H110ZM251 121H250V123H251ZM258 121V120H257ZM114 122V121H113ZM125 123H128V122H126V121H124ZM123 122V124H125ZM136 122L134 123L135 125H133L132 127H134V126H136L137 124H136ZM245 122V121H244ZM243 122V123H244ZM256 121L254 120V123H255ZM260 122V121H259ZM121 123V122H120ZM132 123V124H131ZM253 123V124H254ZM257 123V122H256ZM262 123V122H261ZM264 123V122H263ZM116 124V123H115ZM119 124V123H118ZM118 124H116L115 126H116V128H117V125ZM180 124H186V126H191V127H186L185 129H183V131L181 130V131H179V133L178 134H176V130H174V129H178L177 127H178V125L180 126ZM191 124H193V125H191ZM259 124V123H258ZM143 125V124H142ZM251 125V124H250ZM262 125V124H261ZM139 126L137 125V127L139 128ZM252 126V125H251ZM255 126V125H254ZM131 127V128H132ZM145 127V128H144ZM239 127H241V126H239ZM258 127V126H257ZM263 127V126H262ZM115 128V129H116ZM138 128L136 129V130H138ZM139 128V129H140ZM146 128H148V129H146ZM249 128V127H248ZM252 128V127H251ZM250 128V129H251ZM256 128V127H255ZM60 129L62 130V132L64 131V133L66 132V133H68V131H69V129H68V127H65V126H61L60 127ZM82 129V128H81ZM132 129H135V128H132ZM223 129V130H224ZM109 130H112V128L111 129H109ZM109 130H105L104 129V131H105V136L107 135L108 137H110V138H113V139H115V141L117 142V144H120V145H124V146H122V147H124V149L126 148V149H129L127 146H128V144H127V146H126V143H124L123 144V142H124V139L123 140H120L119 139V137H117V136H114L113 134H112V132H114V130H112V132L111 131H109ZM117 130V129H116ZM116 130H115V132H116ZM120 130V129H119ZM257 130H258V128H257ZM259 130L261 131V129L259 128ZM262 130H264V128H262ZM111 132V133H109V132ZM155 131H157V132H155ZM256 131V130H255ZM70 132V131H69ZM119 132V131H118ZM149 132H146V133H148V134H144L146 137H148V135L149 134H154V133H149ZM173 132H175V133H173ZM188 132V133H187ZM251 132V133H250ZM262 132V131H261ZM43 133H45V135H46V132H42V135L41 136H43ZM117 133V132H116ZM134 133V132H133ZM144 133V132H143ZM258 134L260 133L259 131L257 132ZM119 134H120V132H119ZM221 134V133H220ZM234 134V135H233ZM253 134V135H254ZM53 134H48L47 135V137L48 138H51L50 136H52ZM130 135H132L131 133H130ZM130 135H129V137H130ZM135 135H137V137H139V135L138 134H134V136ZM151 135H149L150 137H154V135L153 136H151ZM167 135H166V139H169V138H167ZM121 136V135H120ZM221 136V135H220ZM221 136V137H222ZM257 136V135H256ZM155 137H157L156 135H155ZM186 137V136H185ZM220 137V138H221ZM250 137H252V136H250ZM215 138V137H214ZM223 138V139H224ZM137 139V138H136ZM155 139V138H154ZM185 139H188V138H185ZM226 139V138H225ZM126 140V139H125ZM131 140H133L132 138H130V141ZM193 140H195V139H193ZM214 140V139H213ZM196 141V140H195ZM208 141H210V140H208ZM216 141V140H215ZM217 141H219V138H218V140ZM125 142H129L128 140L127 141H125ZM165 142V141H164ZM163 142V143H164ZM197 142V141H196ZM195 142V143H196ZM214 142V141H213ZM207 143V142H206ZM211 143V142H210ZM132 144V143H131ZM52 145H54V146H56L55 144H53L52 143ZM119 145V146H120ZM148 145V144H147ZM146 145V147L145 148H142L143 150H142V153L143 154H148L149 153V156H151V157H154V158H159V159H161L160 158V153H158L157 151V153L156 152H154V151H152L151 149H150V147H148ZM205 145V147H208L209 146V148H210V144L207 146L206 144H204ZM50 146V145H49ZM54 146H52V147H54ZM51 147V148H52ZM205 147H201V149L203 148H205ZM50 147H49V149L51 150V152L49 151V149L46 151V152H48L49 154L51 153V154H53V157H59L60 155L58 154L59 152H57L56 154L57 155H54V153H53V151L55 152V149L53 150V149H51ZM198 148H199V146H198ZM197 148V149H198ZM202 149V150H203ZM205 149H207V148H205ZM202 150H200L199 149V151L198 150H196V151H198V152H201V153H203L202 152ZM151 152H153V153H151ZM187 152V151H186ZM255 152L256 151H254V150H251V155H254L255 156ZM151 153V154H150ZM163 153V152H162ZM165 153V152H164ZM163 153V154H164ZM188 153V152H187ZM195 154H197V152H194ZM248 153V152H247ZM50 154V155H51ZM168 154H170L169 152H168ZM173 154V153H172ZM172 154H171V156H169V155H167L166 156V154L165 155H161V157H162V161H163V164H164V162L166 163V161L168 160V157H170L169 158V160H175V159H173L174 157L173 156H176L177 154H174L173 156H172ZM200 154V153H199ZM49 155V156H50ZM59 155V156H58ZM159 155V156H158ZM183 155V154H182ZM181 154L179 155V157L180 156H182ZM189 155L191 156V155H193V152L191 153H188L187 155H185V156H187V157H189ZM198 155V154H197ZM201 155V154H200ZM200 155H198V156H200ZM243 155H244V153H243ZM248 155V154H247ZM250 155V156H251ZM178 156V155H177ZM184 155H183V157H185ZM195 156V155H194ZM193 156V157H194ZM179 157H175V158H179ZM192 157V156H191ZM251 157H253V156H251ZM244 158V157H243ZM248 158V157H247ZM250 158V157H249ZM256 158V157H255ZM182 159V158H181ZM180 159V160H181ZM244 159H246V158H244ZM251 160H253L254 158H250ZM250 161V160H249ZM245 162H247V160L245 161ZM253 162V161H252ZM162 164V163H161ZM176 164V163H175ZM175 164H173L172 166H174ZM246 164H249L248 162L246 163ZM55 165V164H54ZM147 165H150L151 167L152 166H156V165H159V163H156V161H149L148 162V164ZM170 165V164H169ZM149 166V167H150ZM171 166V165H170ZM53 167V166H52ZM55 168H57L58 167V165L57 166H54ZM117 170V169H116ZM115 170V171H116ZM119 170H121V169H119ZM248 171H252V168L249 170V167H247L246 169H245V172L246 173H249ZM245 172H240V174H241V176H245V175H247ZM264 177V176H263ZM257 179L258 180H263V178L261 177V176H257ZM158 185V184H157ZM258 185H262V182H258ZM158 188H160L159 186H158ZM253 203V202H252ZM251 206H253V205H251ZM251 206H249V207H251ZM249 207L247 208V209H249ZM254 209L255 208H258L259 210H261V211H264V208H263V203L262 202H260V203H256V204H254ZM252 207V208H253ZM244 208V207H243ZM250 210V209H249ZM261 217H263V215H257V218H261Z\"/></svg>",
  "mask_w": 264,
  "mask_h": 264
}]
</instances>
